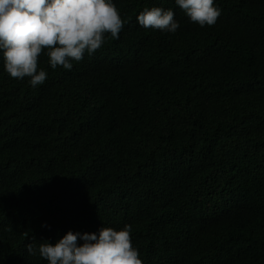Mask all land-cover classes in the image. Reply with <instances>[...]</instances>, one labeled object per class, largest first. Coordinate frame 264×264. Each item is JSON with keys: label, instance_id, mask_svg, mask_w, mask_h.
Listing matches in <instances>:
<instances>
[{"label": "trees", "instance_id": "obj_1", "mask_svg": "<svg viewBox=\"0 0 264 264\" xmlns=\"http://www.w3.org/2000/svg\"><path fill=\"white\" fill-rule=\"evenodd\" d=\"M127 20L33 88L0 57V264L26 245L132 225L143 264H264V0H115ZM172 8L175 33L137 15ZM82 242V241H81Z\"/></svg>", "mask_w": 264, "mask_h": 264}, {"label": "clouds", "instance_id": "obj_2", "mask_svg": "<svg viewBox=\"0 0 264 264\" xmlns=\"http://www.w3.org/2000/svg\"><path fill=\"white\" fill-rule=\"evenodd\" d=\"M190 21L201 27L214 25L221 14L216 0H175ZM138 24L175 33L180 22L172 8L145 7ZM127 20L115 0H0V57L12 78H28L37 87L48 72L38 67L46 52L52 69H71L73 61L92 55L107 35L118 39ZM132 225L102 226L98 231H73L54 243L42 240L38 247L26 245L29 255H39L47 264H143L132 241ZM82 241V242H81Z\"/></svg>", "mask_w": 264, "mask_h": 264}]
</instances>
